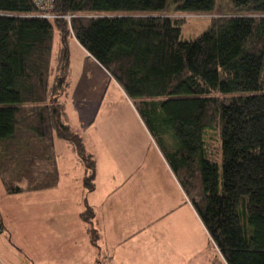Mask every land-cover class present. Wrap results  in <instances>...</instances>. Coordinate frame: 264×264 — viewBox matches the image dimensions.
I'll list each match as a JSON object with an SVG mask.
<instances>
[{"label":"trees","instance_id":"1","mask_svg":"<svg viewBox=\"0 0 264 264\" xmlns=\"http://www.w3.org/2000/svg\"><path fill=\"white\" fill-rule=\"evenodd\" d=\"M217 1L54 0L50 19L31 0H0L4 191L57 184L55 138L72 146L94 188L95 159L64 107L74 36L131 100L226 263L264 264V0H227L232 12L189 40L182 20L162 13L211 12ZM94 215L86 204L82 218Z\"/></svg>","mask_w":264,"mask_h":264},{"label":"crops","instance_id":"2","mask_svg":"<svg viewBox=\"0 0 264 264\" xmlns=\"http://www.w3.org/2000/svg\"><path fill=\"white\" fill-rule=\"evenodd\" d=\"M71 40L103 68L74 36L70 37L69 43ZM111 79L141 126L137 130L145 136L144 140L138 136L133 140L129 128L128 133L123 129L127 137L122 143L123 150L120 149L118 153L120 155L116 153L118 149L112 154L110 151L102 154L101 148L96 147L99 152L97 155L85 147L95 157L94 188L89 191L83 183L86 174L83 165L72 146L59 138H55L54 142L58 172L54 187L8 194L0 181L4 199L0 200V216L4 227L3 233H0V264H227L212 244L208 232L131 100ZM65 112L69 123V113L66 109ZM91 122L82 126V130L86 131ZM140 142L143 147L145 144L153 147L152 151L161 163L159 170L155 166H137L138 161L147 162L140 151L143 148H138ZM127 153L129 155L125 156ZM101 161L106 162L104 168L110 172L100 171ZM66 166L73 174L65 176ZM139 173L147 178L146 182L139 183ZM66 184L72 186L69 204L74 208L70 210H66L64 199L55 198ZM142 187L147 192L145 203L141 202L139 194V188ZM8 197L13 198L6 200ZM33 197L43 200L33 203L29 200ZM125 198L130 200L131 209L136 207L138 210L136 217H132L126 226V223L118 222L115 210L118 202L121 203ZM84 204H88L95 214L91 227L95 229L96 243L92 242L90 224L81 216ZM96 206L101 211L95 210ZM141 207L146 210L148 219L140 225ZM130 224L133 226L130 233L123 232L124 227Z\"/></svg>","mask_w":264,"mask_h":264},{"label":"rangeland","instance_id":"3","mask_svg":"<svg viewBox=\"0 0 264 264\" xmlns=\"http://www.w3.org/2000/svg\"><path fill=\"white\" fill-rule=\"evenodd\" d=\"M231 12L232 10L230 9L227 0H218L216 7L211 12L182 13L174 11L172 6H168L162 13L176 19H181V38L189 40L199 36L207 28L212 17L229 15ZM69 51L68 71L70 84L67 93L65 94V109L69 113V123L76 132L80 133L86 149L95 152L97 155L99 152L96 151V147L101 148L102 154H106L109 151L112 154L113 151L118 149L116 152L118 154L120 153V149L123 150L122 143L125 141V137H127L126 132L128 133L129 128L131 132L130 136L133 140H136L137 136L144 140L145 136L142 132L139 133L140 131L138 132L137 130L141 126L138 125L137 119L132 115L131 109L121 97L118 87L107 74L105 69L101 68L72 40L69 43ZM53 63L54 59L52 58L51 64ZM90 121H92L91 126L86 131L82 130L84 125ZM123 129H125L126 132ZM207 134L211 144L212 154L219 159L220 149L217 132L212 130L208 131ZM97 143H100L101 145H95ZM138 148H143L140 150L141 153L143 152L144 156L147 158V162L150 161L153 163L138 161L137 166L141 168L155 166L156 169L159 170L161 163L155 153H153V147H150L147 144L143 147V144L140 142ZM122 153L123 152H121V156ZM128 155L129 154L127 153L125 156ZM104 166H106V162L101 161L99 167L100 171L110 172L108 169H105ZM64 171L66 173H62H65V176L73 174L71 169L67 166ZM139 174V183L142 184L146 182L147 178H145L142 173ZM71 189V184H66V186L62 187V190L60 189L56 194L61 198L55 197L61 200L64 199L66 202L65 207L67 206L66 210L74 208V206L72 207V205L69 204L70 197L72 196V193H70ZM1 191L2 187L0 185V195ZM139 194L141 202L143 201L142 203H145L147 199L145 187L139 188ZM2 196L3 195H1L0 200H4ZM12 198L13 197H8L6 200H12ZM29 200L35 203V201L40 202L43 199H35L33 197ZM95 210L101 211L98 206H96ZM115 210L117 211L116 218L119 220L118 222L126 223L125 226L127 225V222H131L132 217H136L135 213L138 212L136 207L131 209L130 200H126V198L122 200L121 203L118 202V206ZM139 212L140 218L138 224L141 225V223H144L148 219V216H146L147 212L142 207L139 209ZM92 222L90 223V227L93 225ZM132 228L133 226L130 224L129 227H124L123 232L130 233Z\"/></svg>","mask_w":264,"mask_h":264},{"label":"built area","instance_id":"4","mask_svg":"<svg viewBox=\"0 0 264 264\" xmlns=\"http://www.w3.org/2000/svg\"><path fill=\"white\" fill-rule=\"evenodd\" d=\"M34 6L37 8V16L43 18H56V15L53 12L54 0H31ZM68 18V16H66ZM0 233H3V223L0 216Z\"/></svg>","mask_w":264,"mask_h":264}]
</instances>
